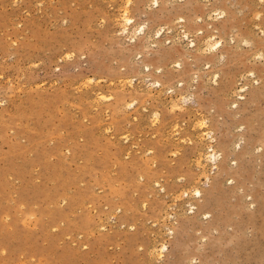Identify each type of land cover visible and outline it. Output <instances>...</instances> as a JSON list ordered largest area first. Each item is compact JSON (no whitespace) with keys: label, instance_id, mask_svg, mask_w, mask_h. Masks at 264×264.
<instances>
[{"label":"rangeland","instance_id":"obj_1","mask_svg":"<svg viewBox=\"0 0 264 264\" xmlns=\"http://www.w3.org/2000/svg\"><path fill=\"white\" fill-rule=\"evenodd\" d=\"M153 2L0 0V264H184L195 248L178 254L179 233L171 238L168 225L176 215L179 225L191 220L195 189L226 176L208 146L219 151L240 137L223 126L228 115L219 116L220 108L246 110L239 95L259 89L252 108L264 123V0H160L174 16L159 21L146 17ZM183 6L190 12L177 14ZM180 63L188 72L177 77ZM157 80L162 88L152 86ZM258 146L264 142L247 141L253 159L240 164L252 170L237 192L224 186L223 209L247 212L243 202L257 196L259 226L246 232L249 245L225 244L213 264L264 256Z\"/></svg>","mask_w":264,"mask_h":264},{"label":"bare ground","instance_id":"obj_2","mask_svg":"<svg viewBox=\"0 0 264 264\" xmlns=\"http://www.w3.org/2000/svg\"><path fill=\"white\" fill-rule=\"evenodd\" d=\"M152 8L154 9V13L152 14V16L151 17L146 16L147 18H150V20L159 21V19H163V18L169 19L168 17L174 16L173 11H170L166 7L161 6L160 0H154ZM176 11H177V14L179 15L190 12L187 8H185V6L178 8ZM122 17H123V21L126 23V26L124 25L125 26L124 31L127 34H130L131 33L130 25L133 23L134 19L129 17L128 9H126L123 12ZM139 31L146 36L149 35L146 32V26L141 27ZM143 38L145 39V37ZM186 39L190 41L189 45L193 47L197 46L196 41L191 40L190 35H188L187 33H186ZM216 45H217L216 50L219 49V53L217 54V56L222 55L223 42L218 41ZM150 60L161 62L162 64L166 62L165 61L166 58L160 57V56L159 57L154 56ZM175 65H177L175 68L180 70L178 72L177 77L187 74L188 72L186 71L187 69L184 70L183 65L181 63L175 64ZM144 68L146 71H148V73L152 72V66L150 64H145ZM176 69H173V70L175 71ZM158 71H160V73H163L164 72L163 67H160ZM177 77L172 75L169 78L175 81ZM199 78L200 77L197 76L196 79H199ZM218 79H219V73L215 72L212 78V81L214 82V84L218 85ZM255 83L258 84L259 81L256 80ZM152 86H157L159 88H162L163 84L161 80H157L152 83ZM179 86L181 88L185 87L184 80L179 81ZM232 87L233 85H231L229 82L226 85V88L222 90V93L223 94L228 93L227 90H229L230 92ZM205 88H206L205 86H202L201 90ZM247 91L248 89L246 86H244L241 90L242 93L247 92ZM208 92L211 93L210 90ZM261 94L262 92L259 89H256V92H254L252 96L250 97L247 96L248 98L246 97L247 94L239 95V99L244 101L242 104L248 105L247 107L251 106L247 108L246 110H245V107L241 108V106L238 105L237 102L234 103V105L236 104L237 105L231 108L232 110H230L229 112L223 111V107L220 108L219 116H223L225 119L224 115L226 114L228 115V119L224 120L223 126L230 125L231 126L230 129L232 130V132L235 135H238L240 139L235 143V145L231 143H228V144L223 143L220 146L221 149L219 151H216L213 145L208 146L209 148L207 149V151L211 159L223 160L222 163H223V166H225L224 173H226L225 178L221 179L220 177L221 175H220L219 176L220 178H218L217 180L215 177L214 178V180L216 179L215 184H213V186L211 185L209 190H201L199 188L195 189V191L193 190L194 194H193V198L191 199V204H190L191 205V209H190L191 210V220L189 221L183 220V222H181V225H179L178 215H176L174 217L175 220L172 221L173 222L172 225H168V230H169L168 235L171 238L174 236H177L179 233V237L177 238V241H176L178 254H180L185 249V247L186 249H188V245H192L195 247V248L191 247V254L190 256L185 257L184 264H202V263L203 264H213L214 262L218 261L217 254L219 253V251L220 252L223 251L224 249L222 248H225L226 245L235 243L238 246L244 247L246 245H249L252 242V241L251 242L248 241L245 238V234L250 227L254 229L257 228L258 219H259L258 214L261 211L260 209L257 208L258 207V204H257L258 197L250 195L251 196L249 197L250 203H247L244 201L243 206H242V209L243 208L246 209L247 212H245V210H241V209L238 210L236 208L238 212H235L234 215H231V214L235 210L229 209L227 212H225V209H223V206H224L223 202H225L223 198L227 199L229 197L224 192L226 190V189L224 190V186L228 185L227 184L228 182L230 183L229 184L230 190H233V192H237L236 191L238 188L237 181H239V178L243 177L244 173L252 170V167H250L249 165L246 166L247 162L244 165L240 164L241 162L243 163L244 161H246L245 156L251 154L245 147L247 144V141L253 140L255 142H260V141L264 142V123L261 122L263 120H259L257 114L254 112V109L252 108L253 106L252 104L260 100ZM98 95L100 96V94ZM195 96H196L195 93H191L188 96H186V99L193 101L195 99ZM221 106H223L222 103H221ZM241 111L244 112L243 113L244 115L243 117H239V119H237L235 116ZM241 122L242 123L245 122V124L238 125ZM255 122L258 123L259 128H256L257 126L255 125ZM198 127H200L202 133L207 135L209 138L212 137L213 132L212 130L209 129V127L207 128L206 122L200 123ZM255 151L258 153L259 158L263 160L264 159V149L261 148V146H258L255 148ZM228 155L233 156V159L231 160L232 162H234L233 164L228 163L227 161ZM251 157H252V154H251ZM262 160H261V163H263L262 166H264V161ZM219 165H222V164L220 163ZM219 173H223V172H219ZM209 181H211V179H209ZM155 185L158 186V183H155ZM162 191H164L163 188H162ZM241 198L242 197H240L238 200L241 201L242 200ZM232 207H235V205H233ZM174 225H178V227H174ZM190 228H191V234L188 233V230H190ZM229 229H231V232ZM182 232L184 236H187L186 239L181 237ZM195 233H200V235L197 237ZM191 239H192V242H191ZM258 241H260V239ZM167 248H168L167 243H164L162 246V249L168 250ZM154 250L158 251L159 247L154 246ZM257 257L263 259V261L260 262ZM257 257L255 255L256 260L254 264H261V263L264 264V256H257ZM228 262H229V259H226L223 261L224 264H228ZM234 263L236 264V262Z\"/></svg>","mask_w":264,"mask_h":264}]
</instances>
